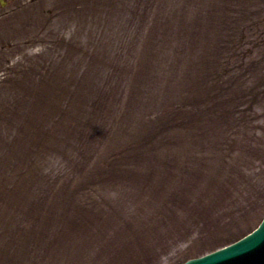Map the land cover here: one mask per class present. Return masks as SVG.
<instances>
[{
    "label": "rangeland",
    "instance_id": "374dc122",
    "mask_svg": "<svg viewBox=\"0 0 264 264\" xmlns=\"http://www.w3.org/2000/svg\"><path fill=\"white\" fill-rule=\"evenodd\" d=\"M215 11L0 0V264H181L259 223L264 0H219L217 27ZM235 57L247 67L226 70ZM208 102L219 117L194 118ZM138 133L124 160L103 159ZM100 161L120 167L92 176Z\"/></svg>",
    "mask_w": 264,
    "mask_h": 264
},
{
    "label": "water",
    "instance_id": "95a60500",
    "mask_svg": "<svg viewBox=\"0 0 264 264\" xmlns=\"http://www.w3.org/2000/svg\"><path fill=\"white\" fill-rule=\"evenodd\" d=\"M264 238V221L260 228L253 234L249 235L242 241L233 246L219 252V255H214L210 258H205L204 261L198 264H216L226 258H235L232 264H264V241L259 243L261 238ZM222 264H230L229 261Z\"/></svg>",
    "mask_w": 264,
    "mask_h": 264
},
{
    "label": "trees",
    "instance_id": "16d2710c",
    "mask_svg": "<svg viewBox=\"0 0 264 264\" xmlns=\"http://www.w3.org/2000/svg\"><path fill=\"white\" fill-rule=\"evenodd\" d=\"M216 24H217V22H216ZM240 32H242L241 33V39L243 38H247L246 37V34L247 33H249L250 32V26L249 25H246V26H244V27H240L239 29H238ZM242 30V31H241ZM231 43V41L229 40L228 42H224V44L225 43ZM237 53V52H236ZM233 58V57H232ZM238 61H239V64H236V63H238ZM237 61V57H235L233 60H230V59H227L226 60V62H224L223 64L224 65H226V66H230V65H232L231 67L232 68H234L235 69V71H237L239 68H241V69H244V68H246L247 66L243 63V61L242 60H238ZM236 64V66H234ZM228 66V67H229ZM227 67V68H228ZM240 70V69H239ZM243 71V70H242ZM246 72V71H245ZM231 74H232V72H231ZM231 74L229 75V76H231ZM162 128H163V126H162ZM145 138H147V136H145L143 139H145ZM143 139H141V141H140V137L139 138H137V139H135V140H133L132 141V143H143ZM129 143H131V142H129ZM128 144V143H127Z\"/></svg>",
    "mask_w": 264,
    "mask_h": 264
}]
</instances>
